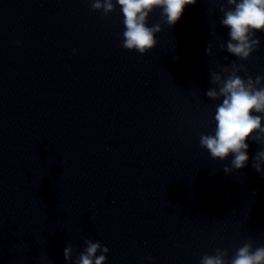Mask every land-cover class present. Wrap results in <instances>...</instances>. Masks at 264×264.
Masks as SVG:
<instances>
[{"label": "clouds", "instance_id": "1", "mask_svg": "<svg viewBox=\"0 0 264 264\" xmlns=\"http://www.w3.org/2000/svg\"><path fill=\"white\" fill-rule=\"evenodd\" d=\"M197 0H116L124 17L125 30L122 33L121 47L143 55L157 44L156 34L162 31L161 24L149 26L150 14L160 9L165 24L174 25L181 17L186 5ZM219 3L223 14L220 24L227 28L228 40L221 44L240 61L248 60L260 45L257 32H264V0H210ZM113 0H92L93 11H102L104 16L115 10ZM212 55L209 43L205 49ZM246 71L243 63L232 62L231 67H221L220 72L210 73V87L207 98L221 101L215 109V129L213 134H201L200 147L206 149L213 160L224 161L233 157L230 165L225 164L223 171L231 174L243 169L249 162L248 149L251 140L259 145L252 157L253 169L264 175V75H239ZM227 74V75H223ZM86 247L79 253L74 264H106L109 248L99 241L85 240ZM99 253V255H98ZM74 247L68 244L63 255L65 261H72ZM227 249H216L214 255L204 254L200 264H264V245L253 246L252 240L246 241L236 249L231 259H227Z\"/></svg>", "mask_w": 264, "mask_h": 264}]
</instances>
